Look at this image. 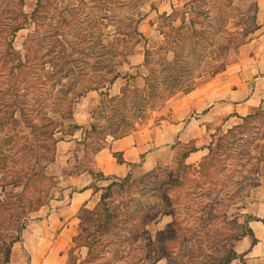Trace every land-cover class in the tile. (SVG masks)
Here are the masks:
<instances>
[{"label":"rangeland","instance_id":"1","mask_svg":"<svg viewBox=\"0 0 264 264\" xmlns=\"http://www.w3.org/2000/svg\"><path fill=\"white\" fill-rule=\"evenodd\" d=\"M256 8L0 0V264L235 262V241L264 222V115L214 128L197 162L184 160L194 142L176 143L138 177L105 183L95 155L166 122L173 101L240 64ZM84 172L97 198L63 220V233L47 215Z\"/></svg>","mask_w":264,"mask_h":264},{"label":"crops","instance_id":"2","mask_svg":"<svg viewBox=\"0 0 264 264\" xmlns=\"http://www.w3.org/2000/svg\"><path fill=\"white\" fill-rule=\"evenodd\" d=\"M255 19L257 33L248 43L249 53L240 64L173 101L166 122L152 129L133 130L109 142L108 147L95 155L97 171L106 176L105 183L114 179L110 176L138 177L146 173L156 163L166 160L173 152L172 145L179 142L195 143L197 149L189 152L184 160L197 162L207 151L201 146L202 139L214 128L234 126L242 117L260 109L264 104V0H257ZM92 179L85 172L72 177L70 184L77 190L65 206L47 215L48 223L60 224L64 233L68 227L63 225V220L75 218L81 207L97 198ZM248 228L235 241L237 260L229 264H264V222L250 221Z\"/></svg>","mask_w":264,"mask_h":264},{"label":"trees","instance_id":"3","mask_svg":"<svg viewBox=\"0 0 264 264\" xmlns=\"http://www.w3.org/2000/svg\"><path fill=\"white\" fill-rule=\"evenodd\" d=\"M256 115L258 116V115H264V114H263L262 110L259 109V110L257 111L256 114H254V115H250V116H248V117H249V118H253V117L256 116ZM76 127H77V126H76ZM77 128H78V127H77ZM97 151H98V150H97ZM97 151H96V152H97Z\"/></svg>","mask_w":264,"mask_h":264}]
</instances>
